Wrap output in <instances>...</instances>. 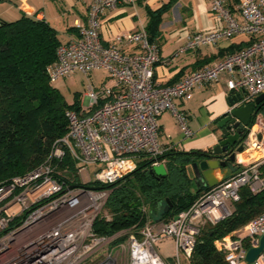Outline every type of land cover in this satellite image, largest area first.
<instances>
[{"label":"built area","instance_id":"2783aa9c","mask_svg":"<svg viewBox=\"0 0 264 264\" xmlns=\"http://www.w3.org/2000/svg\"><path fill=\"white\" fill-rule=\"evenodd\" d=\"M76 1L87 3L86 22L75 24L77 36L59 47L56 62L46 73L54 83L76 73L89 76L103 70L114 85L90 84L88 106L66 111L68 134L56 141L47 160L33 171L0 184V264H117L113 253L118 247L106 248L114 239L94 232L98 218L109 219L104 211L109 192L102 186L124 179L146 159L154 160L153 167L165 165L161 157L178 150L176 145L160 141L159 118L172 113L184 138L190 139L194 133L176 101L186 99L197 86L218 83L225 76L229 96H242L235 107L264 95V0H238L234 10L225 0H211L212 11L224 26L193 33L175 55L212 48L238 37H246L249 44L167 86L155 80L161 52L146 28L116 36L111 46L101 38L103 16L134 0ZM128 46L136 51L126 52ZM247 130L244 151L236 154L237 169L230 177L205 189L189 210L171 221L149 222L128 233L129 264H169L158 250L168 239L174 241L177 262H189L197 237L208 226L233 215L243 189L253 195L264 191V115L257 114ZM66 149L80 176L94 169L87 183L99 186L72 189L55 177L54 164L64 158ZM263 235L264 211L215 241V246L228 264H248L247 252L259 246ZM98 255L103 256L100 261L89 262ZM252 264H264V252Z\"/></svg>","mask_w":264,"mask_h":264},{"label":"trees","instance_id":"16d2710c","mask_svg":"<svg viewBox=\"0 0 264 264\" xmlns=\"http://www.w3.org/2000/svg\"><path fill=\"white\" fill-rule=\"evenodd\" d=\"M170 5L148 12L146 30L151 42H156L160 36L162 17ZM72 30L76 31L75 28ZM62 44L60 33L44 19L22 15L10 22L0 18V184L43 164L56 141L68 134L66 111L81 109L79 97L72 105L68 104L46 73L48 66L56 62L57 51ZM248 44L245 41L230 50L234 53ZM256 109L258 114L264 115V104ZM255 119L256 116L249 127ZM246 136L247 133L244 139ZM210 153V150H170L161 157L167 169L165 177L151 174L154 160L146 159L124 179L102 186L109 192L104 208L109 219L104 216L98 218L94 232L100 237L113 238L112 245L120 248L127 242L128 233L140 230L149 222H169L189 210L209 187L191 180L187 167L204 160V155ZM54 166L55 177L62 183L99 186L93 182H82L68 149L64 158ZM195 187L197 192H194ZM263 211L264 191L253 195L248 189H243L233 215L214 227L208 226L197 237L189 263L228 264L217 250L215 241L238 230Z\"/></svg>","mask_w":264,"mask_h":264},{"label":"crops","instance_id":"0c3cea01","mask_svg":"<svg viewBox=\"0 0 264 264\" xmlns=\"http://www.w3.org/2000/svg\"><path fill=\"white\" fill-rule=\"evenodd\" d=\"M225 1L228 7L234 10L236 1ZM62 2L68 4H66L68 15L74 22L73 26L69 27L68 19L66 20V31L63 33L65 36L63 43H66L77 36V31L72 30L75 24L86 22L88 6L87 3L76 0H62ZM168 4L171 5L163 14L159 27L160 36L154 42L160 47L161 52V63L155 69V80L161 86L175 84L186 74L213 66L232 54L230 50L232 46L246 41L238 37L212 48H202L176 56L175 54L193 33H206L224 26L222 20L212 11L211 0H134L133 4L120 5L115 11L103 16L101 38L104 44L114 45L116 36L146 28L149 22L148 12L157 11ZM39 17L48 21L45 15ZM125 51L131 53L136 51V48L128 46ZM226 81L227 78L224 76L218 83L199 85L186 99L176 101L178 110L184 115L188 127L194 133L192 138L185 139L182 127L176 118L172 113L166 112L159 118L160 141L163 144L176 145L180 152L209 151L217 146L222 138L219 122L231 109ZM187 174L191 180L199 182L192 164L187 167ZM232 174L229 169H220L216 177L222 181ZM194 192H197V187ZM158 250L165 259L176 254L175 244L171 239L161 242Z\"/></svg>","mask_w":264,"mask_h":264},{"label":"rangeland","instance_id":"374dc122","mask_svg":"<svg viewBox=\"0 0 264 264\" xmlns=\"http://www.w3.org/2000/svg\"><path fill=\"white\" fill-rule=\"evenodd\" d=\"M66 4L67 3L62 2V0H27L25 2L12 0L11 2H1L0 18L11 22L19 19L22 15H26L28 17L45 15L48 20L47 22L60 33L61 39L65 40L63 33L66 31V20L68 19L69 27H72L74 23L73 19L68 15ZM63 16H65V18H63ZM242 38L247 41L246 37ZM107 80H109V82ZM90 84L94 87H100L104 84L111 87L114 85V80L110 78V75L106 71L97 70L89 76L76 73L65 79L52 83L53 87L59 90L65 97L68 104L72 105L76 102L77 97H79L78 100H80V106L85 107L88 106L86 93ZM92 176V169H89L88 171L82 173L81 180L83 183H87L90 179H92ZM112 243L113 242L111 241L106 248L112 250L114 248ZM174 256L167 258L169 264H190L188 261L184 260L177 262ZM102 257V255H98L89 262H98L102 259ZM113 257L117 260V264H129L128 242H125L124 246L115 249Z\"/></svg>","mask_w":264,"mask_h":264},{"label":"water","instance_id":"95a60500","mask_svg":"<svg viewBox=\"0 0 264 264\" xmlns=\"http://www.w3.org/2000/svg\"><path fill=\"white\" fill-rule=\"evenodd\" d=\"M242 96H231L228 98L230 107H235ZM264 104V95L258 97L255 102L246 106L235 107L231 114L226 116L219 122V128L221 129L222 138L217 146H215L210 154L204 155V160L195 162L192 167L199 182L204 184V187L212 188L216 186L220 181L216 177L217 171L220 169H229L234 173L237 169L235 167L236 154L244 151L243 139L248 130L254 116L258 114L256 107ZM234 131V132H233ZM151 174H155L159 177H165L167 175V169L164 164L153 167L150 170ZM79 186L71 187L76 188ZM170 204L165 208L169 210ZM264 252V235L260 238L259 246L251 248L246 255V262L248 264L254 263L257 258Z\"/></svg>","mask_w":264,"mask_h":264},{"label":"flooded vegetation","instance_id":"af4514ba","mask_svg":"<svg viewBox=\"0 0 264 264\" xmlns=\"http://www.w3.org/2000/svg\"><path fill=\"white\" fill-rule=\"evenodd\" d=\"M248 129V127H246V130ZM243 141H244V139H243ZM202 183V182H201Z\"/></svg>","mask_w":264,"mask_h":264}]
</instances>
